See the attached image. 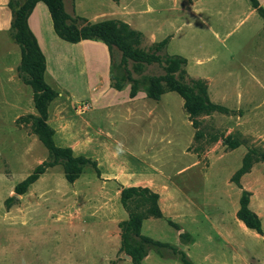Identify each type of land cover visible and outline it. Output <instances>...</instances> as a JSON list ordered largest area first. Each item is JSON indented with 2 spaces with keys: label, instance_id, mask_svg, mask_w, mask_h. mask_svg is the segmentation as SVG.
<instances>
[{
  "label": "rangeland",
  "instance_id": "obj_1",
  "mask_svg": "<svg viewBox=\"0 0 264 264\" xmlns=\"http://www.w3.org/2000/svg\"><path fill=\"white\" fill-rule=\"evenodd\" d=\"M64 1L66 11L74 16L73 0ZM98 1L101 4L106 2ZM246 1L251 5L249 0ZM256 14L264 22L258 11ZM48 19L52 23L51 16ZM252 19L238 25L232 36H227L232 27L226 26L215 27L217 37L205 27L174 28L170 33H158V36L170 38L172 35L167 53L173 55L170 52L177 50L189 59L190 67H197L201 73L214 70L223 86L232 83L228 90H234L235 86L237 90L242 88L247 95H253L255 99L251 103L254 104L222 113L228 118L216 112L201 114L198 119L202 134L196 138V128L177 92H167L158 104L149 97L146 102L141 98V101H134L129 94L131 83L122 90L114 87V75L126 73L121 66V51L114 48L111 56L106 50L103 60H100V54L91 51L88 53L89 63L100 72L90 74L80 63V66L76 64L77 67L69 65L60 72L62 74H56L54 64L50 63L47 81L59 92L50 103L48 118L55 129L56 143L72 147L76 155L91 157L98 164L101 162L106 169L115 163L137 170L155 165L170 173L173 179L170 189L159 188L167 214L163 213L159 198L162 215L145 218L160 219L164 225L160 229H172L170 225L183 229L172 220L177 219L180 188H204L197 183L183 186L184 179H215L225 184L231 178L235 184H240L245 178L251 187H262L264 159H256V156L261 157L264 153V29L250 36V31L255 29ZM9 28L10 31L0 33V264H133L121 250L122 228L119 223L129 218V209L121 203L123 182L108 180L104 169L100 168L98 173L88 166L78 180L69 183L63 167L56 165L48 168L26 193H16V185L48 158V150L33 131L38 114L33 89L19 76L21 47L13 39L11 25ZM184 33L193 34L196 40L205 41L209 46L202 52L195 51L183 37ZM151 43L145 36L144 44ZM225 47L232 52H225ZM10 49L11 54H8ZM76 50L82 53L81 49ZM211 54L214 55L197 66V57ZM76 55V60L81 61L83 55L80 57L77 52ZM230 58L233 61H229ZM128 68L132 70L131 64ZM231 70L235 73H230ZM238 71L242 80L239 84L233 80ZM164 72L161 65L154 63L145 65L140 73L133 71V76L143 81L147 76ZM19 87H22L20 92ZM16 93L21 100L16 99ZM148 104L154 112L170 115V120L136 122L132 112L145 111ZM193 133L194 140L189 145ZM226 136L240 140L244 146L234 150L224 143L223 137ZM249 149L257 151L254 161L247 172L237 175ZM195 160L199 163L192 164ZM187 165L188 170H181ZM245 191L252 195L251 191ZM171 192L176 199L169 201ZM11 196L15 199L8 204L7 199ZM199 200L205 202L207 211L215 210L214 202L227 204V199L222 197L208 198L207 201L201 197ZM199 227L210 229L206 221L194 226ZM251 246L264 259L263 245L253 242ZM166 249L170 250L169 247ZM174 252L172 250V254L181 259L180 252ZM190 258L195 260L193 256Z\"/></svg>",
  "mask_w": 264,
  "mask_h": 264
},
{
  "label": "crops",
  "instance_id": "obj_2",
  "mask_svg": "<svg viewBox=\"0 0 264 264\" xmlns=\"http://www.w3.org/2000/svg\"><path fill=\"white\" fill-rule=\"evenodd\" d=\"M9 1L0 0L1 34L10 31L9 27L12 24L13 15L9 7ZM259 1L264 6V0ZM102 4L98 0H73L72 12L86 18L92 23L106 19L122 20L127 22L132 28L145 34L150 42H158L167 38H164L165 36L159 37L158 33L166 35L174 28L175 30H182L185 27H205L216 37L218 34L215 31L216 26L232 27L227 33V36H232L238 25H244L249 18H253L252 21L255 24V29L249 33L250 36L264 29V22L258 18L256 8L246 0H106ZM101 5L102 8L99 9ZM49 16L51 15L47 5L43 2H38L29 17L30 27L46 55V80L50 63L54 64L55 70L58 72L56 74H62L60 72L67 69L69 65L77 67L76 64L80 66V63L82 66L85 65L86 71L90 74L100 72L101 70L95 69L94 65L89 63L88 53L90 54L91 51L98 53L100 54V60H103V57L105 58L106 56V50L109 51L108 47L102 41L104 45L97 42L99 40L85 39L77 43H71L60 38L53 28V22L49 23ZM44 19H46V24L44 23ZM183 37L187 38L188 42L194 46L195 51L202 52V49L209 46V43L205 41L196 40L191 33H184ZM172 39L173 36L171 35L166 49L171 47ZM64 41L68 43H64ZM68 44L76 47H70L71 45ZM240 45L242 46L243 44ZM79 46L81 48H78ZM97 48L99 52L96 51ZM76 49H81L82 53H79ZM75 51L80 57L83 55L82 60H79L80 62L76 60L78 55H76ZM225 52L231 53L232 49L225 47ZM7 53L11 54V49ZM170 53L180 55L177 50H173ZM213 55L211 54L209 57H197V66L203 61L210 59ZM185 58L187 59L186 70L188 74L207 80L208 93L212 102L234 110L254 104L251 103V100L255 99L252 94L247 95L242 88L237 90L236 86L234 90H228L232 86V83H227L228 85L223 86L222 82L220 83L217 80L214 70L208 69L207 72L201 73L200 70L196 69L197 67H190L189 59ZM228 60L233 61L231 58ZM13 70L14 67H12L11 71ZM230 73L235 72L231 70ZM236 74L237 76L233 80H236L235 82L238 84L242 83L240 72V76L238 73ZM222 81L224 82V80ZM21 88H18L19 92ZM166 93L157 101V104ZM16 96L17 100H21V96L18 93H16ZM139 98L146 102V93L144 91L138 92L133 100H140ZM149 107L148 104L145 107V111L141 109L132 112V116L136 122L170 120V115L168 117L163 113L154 112V109ZM216 113L228 118L226 114ZM193 140L194 133L190 138L189 145ZM241 146H244L243 142L240 146L234 148V150H237ZM196 163L198 164L199 162L197 160L192 162V164ZM99 164V168L106 171L108 180H122V188L125 186H148L153 190H157L160 193L161 209L164 214H167V209L161 202L164 197L159 188L164 190L167 187V190L170 189V183L173 180L170 173L155 165H150L144 168V170H137L135 167L128 165L118 166V163H115V165L108 169L103 168L101 162ZM188 167V165L184 166L181 170H188ZM262 182H264V179ZM194 183L204 188L191 189L186 187L187 190H183V187L180 188L177 219H172L175 223L182 226L183 229L178 230L169 223L172 229H160L164 226L160 219L154 217L144 219L142 234L165 244L164 246L153 244L144 258V263L185 264L181 259L173 255L176 248L177 252H186L189 258L193 256L195 260L190 259L194 261V264H197V261H199V264H264V259L259 252L251 246L253 242L262 244L264 250V233L260 234L255 229L249 228L238 217L242 194L245 190L251 191L252 195L250 196L249 206L261 218L264 232V183L261 184L262 187L253 188L245 178L241 179L240 184H235L230 178L227 179L225 184L223 183L224 185L215 181V179L206 181L184 179V183L181 185L191 186ZM208 186H212L213 188L209 189ZM201 197L205 198L206 201L208 198H212L213 200L218 197L226 198L227 204L224 206L220 202H214L216 206L215 210L207 211L205 202L199 200ZM175 199L173 193H169L168 200L172 201ZM205 221L208 222L210 229H203L202 227L198 229L194 228L200 222L204 223ZM168 244L170 246H167ZM167 247L170 250H167Z\"/></svg>",
  "mask_w": 264,
  "mask_h": 264
},
{
  "label": "trees",
  "instance_id": "obj_3",
  "mask_svg": "<svg viewBox=\"0 0 264 264\" xmlns=\"http://www.w3.org/2000/svg\"><path fill=\"white\" fill-rule=\"evenodd\" d=\"M249 1L264 20V6L259 0ZM38 2L47 5L53 28L60 38L71 43L85 39L102 41L108 47L111 56L114 48L121 51V66H124L126 73L114 75V87L117 90H122L127 83H131L129 93L131 98H134L138 92L144 91L147 97L156 101L160 100L166 92H177L184 99V109L196 128V138L202 134L198 119L201 114L235 111L211 101L207 80L191 77L188 74L185 57L167 53L169 37L145 45L144 34L132 28L127 22L119 19H106L92 23L82 16L69 14L66 11L64 0H10L9 7L13 15L11 30L14 31L13 39L20 45L22 55L18 67L19 76L33 89L34 106L38 112L33 122V131L48 150V158L38 164L25 179L16 185L17 194L26 193L48 168L56 165L63 167L65 178L69 183L78 180L88 166H92L100 173L97 160L85 155H76L70 146L58 145L54 138L55 129L48 122L50 103L59 95V92L46 80V55L29 24V17ZM154 63L164 68V74L147 76L143 81L133 76V71L140 73L145 65ZM130 64L132 70L128 68ZM223 141L231 148L242 144L240 140L231 136L223 137ZM256 153L255 149H249L237 175L248 171ZM260 158L264 159V153L261 154V157L256 156V159ZM159 198V193L148 186H125L122 188L121 203L129 209V218L119 223L122 228L121 250L131 256L133 264H145L144 258L151 245H165L141 232L146 217L162 215L158 204ZM14 199L15 196L9 197L8 204ZM249 204L250 194L244 191L240 200L238 217L249 228L263 234L261 218L250 208ZM174 250L176 251V248ZM179 252L185 264H194L184 251Z\"/></svg>",
  "mask_w": 264,
  "mask_h": 264
},
{
  "label": "water",
  "instance_id": "obj_4",
  "mask_svg": "<svg viewBox=\"0 0 264 264\" xmlns=\"http://www.w3.org/2000/svg\"><path fill=\"white\" fill-rule=\"evenodd\" d=\"M127 257H129L130 259H132V258H131V256H130V255H128V254H127Z\"/></svg>",
  "mask_w": 264,
  "mask_h": 264
},
{
  "label": "built area",
  "instance_id": "obj_5",
  "mask_svg": "<svg viewBox=\"0 0 264 264\" xmlns=\"http://www.w3.org/2000/svg\"><path fill=\"white\" fill-rule=\"evenodd\" d=\"M85 108H86V106H85Z\"/></svg>",
  "mask_w": 264,
  "mask_h": 264
}]
</instances>
